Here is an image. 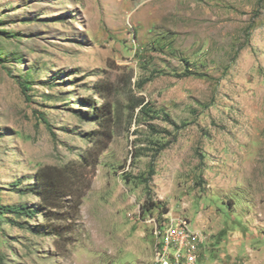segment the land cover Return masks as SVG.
<instances>
[{"label": "rangeland", "instance_id": "1", "mask_svg": "<svg viewBox=\"0 0 264 264\" xmlns=\"http://www.w3.org/2000/svg\"><path fill=\"white\" fill-rule=\"evenodd\" d=\"M85 155L57 238L34 175ZM165 215L264 264V0H0V264H155Z\"/></svg>", "mask_w": 264, "mask_h": 264}, {"label": "trees", "instance_id": "2", "mask_svg": "<svg viewBox=\"0 0 264 264\" xmlns=\"http://www.w3.org/2000/svg\"><path fill=\"white\" fill-rule=\"evenodd\" d=\"M140 105L141 103L138 104V106ZM101 112L102 109H93V107H90V109L86 111L87 114L94 116L97 120L102 122ZM88 160L89 157L85 155L81 165H79L80 168L72 162H68L59 168L51 166L41 167L34 175L35 194L39 198V208L43 211V216L47 222L45 225L46 231L57 238L62 237V231L59 225H54L50 222L54 220H64L67 210L69 209V213L72 212V214H74V209L79 205L78 197H80L76 195L75 191L84 183L83 178L86 174L82 169L88 168ZM149 176H153V170H151ZM66 197H69L71 201L70 207H66L63 203ZM153 208V203H151L149 208L143 210V212L150 211ZM1 210L17 215L28 214V212H30L24 207H6Z\"/></svg>", "mask_w": 264, "mask_h": 264}, {"label": "built area", "instance_id": "3", "mask_svg": "<svg viewBox=\"0 0 264 264\" xmlns=\"http://www.w3.org/2000/svg\"><path fill=\"white\" fill-rule=\"evenodd\" d=\"M149 222L154 225L155 264H202L207 243L203 232L192 228L184 218L165 215L162 219L149 218Z\"/></svg>", "mask_w": 264, "mask_h": 264}]
</instances>
